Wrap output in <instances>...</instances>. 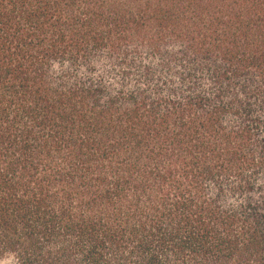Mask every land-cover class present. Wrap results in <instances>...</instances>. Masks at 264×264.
Masks as SVG:
<instances>
[{"label":"trees","instance_id":"obj_1","mask_svg":"<svg viewBox=\"0 0 264 264\" xmlns=\"http://www.w3.org/2000/svg\"><path fill=\"white\" fill-rule=\"evenodd\" d=\"M264 264V0H0V261Z\"/></svg>","mask_w":264,"mask_h":264},{"label":"rangeland","instance_id":"obj_2","mask_svg":"<svg viewBox=\"0 0 264 264\" xmlns=\"http://www.w3.org/2000/svg\"><path fill=\"white\" fill-rule=\"evenodd\" d=\"M0 264H13L11 260L0 261Z\"/></svg>","mask_w":264,"mask_h":264}]
</instances>
